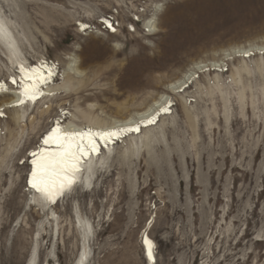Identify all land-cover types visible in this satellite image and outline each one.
Instances as JSON below:
<instances>
[{
    "label": "rangeland",
    "instance_id": "1",
    "mask_svg": "<svg viewBox=\"0 0 264 264\" xmlns=\"http://www.w3.org/2000/svg\"><path fill=\"white\" fill-rule=\"evenodd\" d=\"M0 24V80L59 68L54 95L1 120L0 264H146V229L157 264H264V0H0ZM167 100L57 205L28 190L27 152L63 109L108 126ZM13 116L36 121L6 156Z\"/></svg>",
    "mask_w": 264,
    "mask_h": 264
},
{
    "label": "bare ground",
    "instance_id": "2",
    "mask_svg": "<svg viewBox=\"0 0 264 264\" xmlns=\"http://www.w3.org/2000/svg\"><path fill=\"white\" fill-rule=\"evenodd\" d=\"M107 22L109 23V25L111 24L109 21H107ZM112 27L115 28L114 24L112 25ZM0 29L2 30L1 24H0ZM1 30H0V34H2ZM115 31H116V29H115ZM260 49L262 50V52H264V46L261 47ZM242 52H244V54L249 52V54H250L249 57H251L254 54L253 52H250V50H243ZM243 57L247 58V56H245V55H243ZM42 60L43 59H40L34 64H26L23 61H18L17 69H19V72H17L14 75L12 74L5 81L0 80V94H3L0 96V113H2V114H0V128L2 126L1 115H3V118L6 117V109L8 111H10L11 113L18 112L19 108H24V107L30 106L27 104L29 101L36 100V103L38 104L42 100H46L51 95H54L56 93V90H58V88H55V83H56L55 81L58 78L55 75V73L57 71V68L55 67L56 64L49 63L48 61L43 62ZM214 66H219V65L214 64ZM211 69L212 68H210L209 70H211ZM206 70L207 69H205L203 71L205 72ZM213 70L220 71V68L215 67ZM224 70L225 69H223V71ZM9 78H11L12 81L16 85H14L12 83V81L9 82ZM50 82L52 84H48ZM10 87L13 90H10L9 89ZM28 87H32L36 91L37 94H36L35 99H29L23 94L25 88H28ZM187 87H189V85H187ZM14 90H16L17 92H15V94L12 96L11 93ZM180 91L181 90H179V92ZM40 93H42V94H40ZM19 101H23V103H20ZM23 104L25 106L22 107ZM172 105L168 104V100H167L164 103H162L161 105H159L157 107H153L152 109H150L149 111H147L144 114H141L139 116H135V117H132V118L126 120L122 124H114V125H108V126H102V125L97 124V123H95V124L89 123L86 125H77L74 123H67L66 120L72 114L69 111L63 109L61 111V113L59 114V116L56 118V120L53 121V124L49 127V129L41 136L42 139L39 138L38 144L34 148L30 149L32 160H31V164H29L30 169H29V173L27 176V180L30 181L32 179V172H33L34 167H36L35 165H33L34 159L39 162L40 157L43 156L48 160H55V159H57V154L63 152L68 147L69 143L75 145L79 142L78 139H70V140L64 139L65 134L89 133V132H91L94 135V138H96V135H95L96 133H105V132H109V131L114 130V129H133L132 131L121 132L118 138L112 137V138L108 139V138H101L99 136L105 143L116 142L113 145V148H114L115 145L120 143L118 141L119 139L122 140L121 142H123L126 138H129L132 135H138V136L139 135H145L149 129L160 125L162 120L164 119V117H166L167 115L170 114L171 109L173 107ZM161 109H167V110L161 111ZM40 113H41L40 115L42 116L46 113V111L42 110ZM150 120H152L153 122L148 123V121H150ZM35 121L36 120H28V119L27 120H21L20 117L13 116L12 123L16 126V128L13 131H9V133L5 132L6 137L2 138V140L5 141V145H6V147H5V150L7 152L5 154L6 156H8V155L14 156L16 154L15 149L20 147V141L22 140L23 133L28 128L32 127L34 125ZM21 122L23 124H21ZM137 128L139 129L138 131L135 130ZM54 129H57V132H53ZM3 130H4V128H1L2 132H3ZM123 136H125V137L123 138ZM56 137L60 138L59 144L56 142V139H55ZM46 138H49L48 144L44 143ZM83 142L85 145H87L88 144V138L85 137ZM95 143L99 149V145L97 144L96 140H95ZM1 145H3L2 142L0 143V148H1ZM22 150H23V147H20L18 149L17 153L21 152ZM110 150H111V148L109 147L107 151L109 152ZM107 151L102 150L101 155H99L96 159L91 157L89 160L83 162V158H82L81 163L79 165L80 171L76 173L75 183L72 186L70 191H73L74 188H76L82 182V178L88 174L90 166H91L90 164H92L95 160H96V162L100 161L102 159V157L104 156V152H107ZM96 152L97 151H92L90 153H96ZM33 153H36V156H33L32 155ZM1 154L2 153H0V155ZM55 167L56 166H53V168H55ZM52 171H53V169H49V173H51ZM6 175H7V172H3V176H6ZM44 178L47 179V177H44ZM78 180H79V182H78ZM4 182H6V181H4ZM4 182H3V185H4ZM26 185L28 186V184H26ZM35 192H34V194H35ZM68 192H66V193H68ZM66 193L63 195V197L66 195ZM35 195L39 196V198H41L45 203L49 204L50 206H55L60 202V200H58L56 204H51L52 200L48 199L44 194H42V192H40L38 190H37ZM58 197L55 198V201ZM145 239L151 241L152 259H149V257H148V254H147L148 245L145 244ZM141 245L143 247L144 258H145L146 264H157L158 260H157L156 252H155L156 243L150 237L149 233L147 232V229L145 230V232L141 238ZM79 263H83L82 258H80ZM122 263H124V262H122Z\"/></svg>",
    "mask_w": 264,
    "mask_h": 264
},
{
    "label": "snow or ice",
    "instance_id": "3",
    "mask_svg": "<svg viewBox=\"0 0 264 264\" xmlns=\"http://www.w3.org/2000/svg\"><path fill=\"white\" fill-rule=\"evenodd\" d=\"M111 27V25H109ZM249 55V53H245ZM29 99L36 98V91L32 87L25 88L23 93ZM42 94V93H40ZM23 103V101H19ZM167 109H161V111H166ZM2 114V113H0ZM150 120L148 123H152ZM133 129H114L105 133H96V136L101 138H118L120 133L123 131H132ZM135 130H139L138 128ZM53 132H57V129H54ZM88 138V144H84V138ZM56 142L60 143V138L56 137ZM64 139H78V143L73 145L69 143L68 147L61 153L57 154V159L48 160L45 157L41 156L40 161L33 160L34 167L32 172V179L29 183L33 188H36L38 191L42 192L48 199L55 202V198L65 194L70 191L72 186L75 183L76 173L80 171V163L83 157H87L90 152L97 151L98 146L95 143L94 135L89 133H70L65 134ZM45 144L49 143V138H46L44 141ZM62 146V145H61ZM36 156V153L32 154ZM53 166H56L53 168ZM49 169H53L49 173ZM44 177H47L45 179ZM145 244L148 245V257L152 259V247L151 241L145 239Z\"/></svg>",
    "mask_w": 264,
    "mask_h": 264
},
{
    "label": "built area",
    "instance_id": "4",
    "mask_svg": "<svg viewBox=\"0 0 264 264\" xmlns=\"http://www.w3.org/2000/svg\"><path fill=\"white\" fill-rule=\"evenodd\" d=\"M149 0H143V2H148ZM102 21H105L106 23L104 24ZM109 21L111 24V27H109V23L107 22ZM138 21V20H137ZM101 23L103 24V29L109 31L110 33H115V28L112 27V25L114 24L115 25V18L113 16H107L106 18L104 17L102 20H101ZM88 29V27L86 28H82V30H86ZM132 31H135L134 29H132ZM146 31L148 32V29H146Z\"/></svg>",
    "mask_w": 264,
    "mask_h": 264
}]
</instances>
